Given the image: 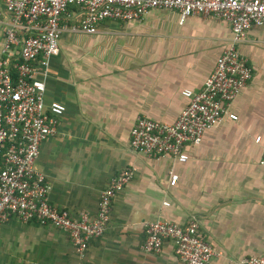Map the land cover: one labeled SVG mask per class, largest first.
I'll return each mask as SVG.
<instances>
[{"label":"crops","instance_id":"obj_1","mask_svg":"<svg viewBox=\"0 0 264 264\" xmlns=\"http://www.w3.org/2000/svg\"><path fill=\"white\" fill-rule=\"evenodd\" d=\"M7 17L0 14V53ZM65 23L59 54L50 61L45 103L65 113L35 162L51 185L49 202L78 219L94 217L100 192L124 169L133 180L113 200L110 221L91 239L85 264H184L165 241L147 254L145 225L166 219L199 222L215 255L208 264H239L264 249V25L238 46L253 77L186 163L155 159L130 148L139 117L172 124L188 105L184 89L200 91L232 37L230 25L209 16L150 10L139 21H104L97 32ZM260 141L256 143V139ZM170 172L178 175L169 185ZM168 203V205H165ZM0 264H80L66 233L10 218L0 229Z\"/></svg>","mask_w":264,"mask_h":264},{"label":"built area","instance_id":"obj_2","mask_svg":"<svg viewBox=\"0 0 264 264\" xmlns=\"http://www.w3.org/2000/svg\"><path fill=\"white\" fill-rule=\"evenodd\" d=\"M153 9L177 12L180 25L196 15L225 21L232 37L203 88L182 91L188 105L174 123L137 119L130 131L131 150L186 163L187 145H199L204 132L225 116L237 120L229 108L253 77L238 46L249 29L264 25V0H0V14L7 17L0 53V229L12 217L60 229L85 264L89 241L104 235L113 200L135 173L124 169L111 179L99 194L94 217L81 213L74 219L49 202L52 187L34 165L66 110L62 103H45L50 61L59 54L65 23L72 22L74 32L94 34L104 21H139ZM260 164L264 169V155ZM169 175V185L175 186L178 175ZM165 241L173 243L184 264H208L215 255L196 219L184 226L166 219L146 223L143 252L158 254ZM239 264H264V249Z\"/></svg>","mask_w":264,"mask_h":264}]
</instances>
